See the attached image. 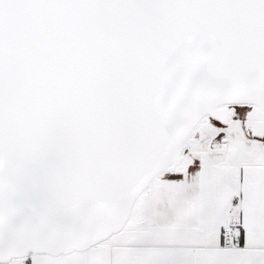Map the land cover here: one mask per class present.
I'll return each mask as SVG.
<instances>
[{
    "label": "snow or ice",
    "instance_id": "1",
    "mask_svg": "<svg viewBox=\"0 0 264 264\" xmlns=\"http://www.w3.org/2000/svg\"><path fill=\"white\" fill-rule=\"evenodd\" d=\"M0 264H264V0H0Z\"/></svg>",
    "mask_w": 264,
    "mask_h": 264
}]
</instances>
